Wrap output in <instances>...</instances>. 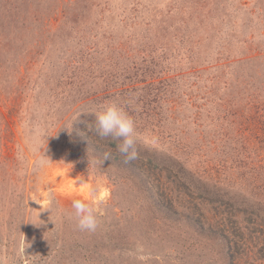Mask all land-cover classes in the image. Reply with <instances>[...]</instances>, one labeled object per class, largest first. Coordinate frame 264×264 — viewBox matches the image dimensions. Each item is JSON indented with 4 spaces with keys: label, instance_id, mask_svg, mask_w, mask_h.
I'll return each mask as SVG.
<instances>
[{
    "label": "rangeland",
    "instance_id": "374dc122",
    "mask_svg": "<svg viewBox=\"0 0 264 264\" xmlns=\"http://www.w3.org/2000/svg\"><path fill=\"white\" fill-rule=\"evenodd\" d=\"M110 100L136 122L134 161L89 131ZM258 108L264 0H0V264H229L209 201L264 214V176L222 150ZM74 178L108 191L95 232ZM245 242L233 263L264 264V225Z\"/></svg>",
    "mask_w": 264,
    "mask_h": 264
},
{
    "label": "trees",
    "instance_id": "16d2710c",
    "mask_svg": "<svg viewBox=\"0 0 264 264\" xmlns=\"http://www.w3.org/2000/svg\"><path fill=\"white\" fill-rule=\"evenodd\" d=\"M233 124L237 126L236 142L230 143L229 141L231 140L228 138L224 140L222 145L223 154L227 159L226 161L231 163V167H234V162L237 166L234 168H241L243 172L244 170L246 171V174L249 172L254 175V182L250 183L253 185V188H263L256 180L264 176V110L258 108L253 116L249 118L235 116L233 117ZM110 145L112 148L113 146L115 147V143L111 142ZM229 150L230 152L228 153ZM253 154L255 159L250 162V156ZM250 163L253 164L252 167ZM256 168L259 171L254 170ZM238 177L240 176L238 175ZM219 194H212L209 205L221 211L220 215L222 219L219 223L215 224L218 231L216 233L219 234L217 237L222 241L223 247L227 251L226 255L230 259H228L229 264H234L232 259L237 254L236 252H238L240 243L242 247L245 246L247 243L245 242L246 236L249 238L251 235L257 234L260 227L264 225V214L261 212L260 204L248 203L244 200H240L241 202H239L240 198L235 199L230 196L227 200H224L221 198L224 196L220 197ZM199 211L194 212L195 216L200 220L198 223L199 230L209 233L212 226L210 228L206 227V225L200 226V223H206V220H201L204 213L202 211L200 213ZM241 219L243 223H240Z\"/></svg>",
    "mask_w": 264,
    "mask_h": 264
},
{
    "label": "clouds",
    "instance_id": "9594fccd",
    "mask_svg": "<svg viewBox=\"0 0 264 264\" xmlns=\"http://www.w3.org/2000/svg\"><path fill=\"white\" fill-rule=\"evenodd\" d=\"M83 114L93 116L92 122L88 125L89 131L101 140L110 138L125 161L138 159L140 136L136 122L117 101H106L96 106L91 113ZM45 163L46 161H40L42 166ZM80 184L83 186L82 190L86 189L90 194L84 199L72 201L77 227L81 231L95 232L100 224L99 206L107 200L109 194L105 189L89 188L84 180H80Z\"/></svg>",
    "mask_w": 264,
    "mask_h": 264
},
{
    "label": "bare ground",
    "instance_id": "6f19581e",
    "mask_svg": "<svg viewBox=\"0 0 264 264\" xmlns=\"http://www.w3.org/2000/svg\"><path fill=\"white\" fill-rule=\"evenodd\" d=\"M66 175H68V174H66ZM70 176L74 177L73 175H70ZM74 180H75V182L80 183V180L79 179L74 178ZM75 185H77V184L75 183Z\"/></svg>",
    "mask_w": 264,
    "mask_h": 264
}]
</instances>
